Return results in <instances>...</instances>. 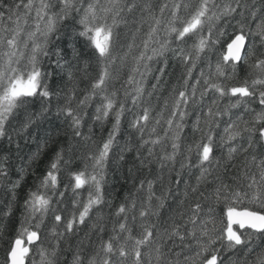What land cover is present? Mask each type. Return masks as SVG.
<instances>
[{
  "label": "snow or ice",
  "instance_id": "snow-or-ice-1",
  "mask_svg": "<svg viewBox=\"0 0 264 264\" xmlns=\"http://www.w3.org/2000/svg\"><path fill=\"white\" fill-rule=\"evenodd\" d=\"M225 36L226 47L213 63L210 53ZM170 55L183 66L182 82L173 86L170 105L166 99L145 139L151 110L141 105L161 86ZM202 61L207 71L201 67L194 76ZM93 62L98 74L77 98ZM125 69L117 89L114 82ZM241 71L245 78L230 85ZM149 77L156 81L151 91ZM62 92L64 105L54 107ZM190 108L191 132L199 137L186 143ZM240 109L251 119L233 118ZM126 112H132L129 128L139 140L121 145ZM61 117L69 141L95 143L92 125L112 122L82 167L74 166V145L59 142L62 129L55 121ZM161 120L163 135L152 138ZM28 140L37 145L29 167L42 154L50 152L51 159L35 189L24 194L19 227L0 264H36L30 257L36 242L40 264H62L65 252L71 259L63 264H264V0H163L156 6L152 0H0V141H7L0 147V178L9 175L11 146L19 151ZM129 153L137 172L157 171L134 181V192L111 212L108 162L111 157L116 172ZM19 171V179L6 185L0 220L15 214L26 169ZM6 230L0 225V238Z\"/></svg>",
  "mask_w": 264,
  "mask_h": 264
},
{
  "label": "trees",
  "instance_id": "trees-1",
  "mask_svg": "<svg viewBox=\"0 0 264 264\" xmlns=\"http://www.w3.org/2000/svg\"><path fill=\"white\" fill-rule=\"evenodd\" d=\"M154 6L159 5L163 2V0H152ZM124 29H121V35L124 37ZM144 31H147V25L144 27ZM228 32H232V28H228ZM126 39V38H125ZM227 39V37H222L220 44L215 46V49L211 55L212 62L215 63V61L219 58V55L221 52L224 51L226 45L224 44V41ZM123 42V41H122ZM137 43H139V39L137 40ZM192 43V40L189 39L187 43L185 44V47L190 45ZM59 46L61 48L65 47V41L61 40L59 42ZM261 52V49L257 48V53L259 54ZM252 62V61H250ZM44 63L47 65L48 61L45 60ZM169 67L167 70V73L165 77L163 78V81L161 83V86L159 89L154 92L151 97L147 96V93L145 94L144 100L142 102L141 107H149L150 108V120L148 122L147 128L144 130V138L148 139L150 135V131L153 126H155V118H158V113H160L164 109V102L166 99L169 100V105L171 103L170 101V93L172 92V88L174 85L178 86L179 82H182V73L184 71L183 66L181 65L180 61L173 59L171 55L169 56ZM203 67L205 71H207L206 63L204 61L201 62L200 65H198V69L193 73L194 76L198 75L199 68ZM51 70V69H49ZM98 65L93 62L91 66L88 69L89 76L87 79H82L79 83V90L77 92V98H80L83 95V91L86 90L91 80L98 74ZM127 75V69L124 70V72L121 74V78L119 81L114 82V87L117 89L121 88V85L124 83V80L126 79ZM245 78V73L241 71L234 81H228V83L235 84L240 80H243ZM56 81L51 82V86H54ZM152 83H156L154 79L149 77V86L148 91H151L150 85ZM71 85L65 86V91L67 90V87H70ZM64 93H61V99L56 100L53 98L52 103L55 107L56 104H60L61 106L64 105L65 100L63 98ZM121 98H123V92L121 90ZM251 104V107L256 109L257 111L260 110V107L258 103L256 102H249ZM75 105V101H73V106ZM129 108H132V106L129 104ZM91 111V109H89ZM190 111L193 112L192 115L189 116L187 120L188 127L185 129V133L187 136L186 143H192L194 139H198L199 133H196L193 135L191 132V124L192 121L195 118V110L190 108ZM132 112L139 113L140 108H132ZM132 112H126L125 117L121 121V132L118 137L119 144H123L126 140L131 138L133 142H138L139 140V134L134 130L129 128V122L132 119ZM242 114L244 116L245 120H250L252 113L245 112L244 109L240 110H233V118H235V115ZM164 116L167 118L168 111H164ZM227 117H224L220 121V128L216 129L215 131L217 134H222L223 128L226 126ZM55 125L58 128H61V134L59 138V142L64 144L65 147H67L68 143L71 142L74 145L73 152H74V166L75 167H82V161L86 159V156L89 152H96L97 149L101 146L102 141L106 139L108 131L111 128L112 122L109 120L108 122L104 123L103 125L100 124H93V133H92V140L95 141V143H92L91 141L84 142L80 140H72L69 141V138L71 137V132L68 130L67 127V120L63 117H61L60 120L55 121ZM166 127L164 124V121L161 120L160 125L156 126V133L151 134L152 138H155L156 135H163V129ZM85 132L87 133V129L85 128ZM53 135H55V132H53ZM0 147H7V141H0ZM37 145L31 141L28 140L27 143H24V141H21V149L17 151L14 145L11 146L10 151L7 153L9 155L8 160V168H9V175L6 179L0 178V201H4L8 199L7 195V189L6 185L10 184L12 181L19 179L20 176V169L24 168L26 169L24 173V180L21 183V187L17 190V196H18V203L16 205V211L15 214L11 217L10 220L4 221L0 220V225L7 224V230L4 233V237L0 238V261H3L5 256V249L7 248V240L10 239L14 234L15 230L19 227L20 223V205L23 202L24 194L27 192L28 189H35V187L39 183L40 177L43 175L44 171L46 170L48 164L50 163L51 159V153L42 154L40 158L35 162L32 163L29 167V157L31 156L32 152L36 151ZM118 151V146L116 149ZM170 150V149H169ZM146 149H143L142 152H145ZM157 151H159V146H157ZM134 153H129L126 155V163H122V166L119 168L118 171L113 172V161L110 157L108 162V183L105 185V194L106 199L111 201V208L110 211L114 212L116 207L124 201L125 197L129 195L130 193L134 192V181L138 183L139 179H152L154 178V174L156 173L157 169L155 167L152 168V172L149 173L148 169H142L139 172L136 171V166L138 165V162L134 161ZM193 159H195V156H193ZM243 160V156H239L237 158V165L239 166L241 161ZM132 168V173H129L128 169ZM178 167V165H177ZM197 173L195 170L193 171V175L190 178L192 182H194V177ZM67 183V177L66 174H62L61 177V189H63V185ZM71 195V193H66V200ZM82 195H86V193H82ZM109 209H105V212H108ZM50 219V218H49ZM111 225L109 224V229ZM110 232L106 231L104 234V238L107 239ZM47 237V228L42 230V239L45 240L44 246H49V239L50 237ZM77 237H73L71 242L76 243ZM95 236H93V241H95ZM39 246V242H36V244L33 246V251L30 253V257L36 261V264H40V256L37 251H35V248ZM94 246V245H93ZM63 247V246H62ZM91 251V249H86V252ZM65 259H71L70 255L65 252L63 253L61 257V261L63 264V261Z\"/></svg>",
  "mask_w": 264,
  "mask_h": 264
}]
</instances>
